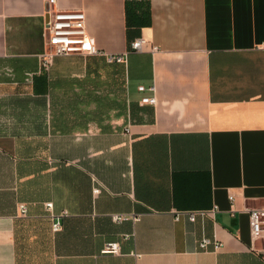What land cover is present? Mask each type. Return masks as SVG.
<instances>
[{"label":"crops","instance_id":"crops-1","mask_svg":"<svg viewBox=\"0 0 264 264\" xmlns=\"http://www.w3.org/2000/svg\"><path fill=\"white\" fill-rule=\"evenodd\" d=\"M52 8L83 10L99 49L128 55L44 69L47 0H0V264H264V0Z\"/></svg>","mask_w":264,"mask_h":264},{"label":"built area","instance_id":"built-area-1","mask_svg":"<svg viewBox=\"0 0 264 264\" xmlns=\"http://www.w3.org/2000/svg\"><path fill=\"white\" fill-rule=\"evenodd\" d=\"M47 14L48 23L46 25V44L45 51L42 55V67L49 69L55 57L80 54L83 56H104L109 62L123 63L126 61L127 53L123 54H110L99 49L96 40L92 37L87 30V16L83 10H60L52 8L56 6V0H47ZM148 46V41L144 38L135 40L131 45L132 51H141ZM158 48L153 46L152 50L156 51ZM141 91H146L147 87L140 86ZM155 91V87L149 88ZM144 104L156 105V96H146L142 99ZM100 190L95 189L97 194ZM234 200V196H230ZM47 208L52 211L53 203H47ZM19 211L21 213L27 212V205L25 203L19 204ZM213 212H203L201 214H209ZM190 220L195 221L198 214L197 212L187 213ZM126 215H113L116 222H121L129 219ZM138 220L139 218H134ZM179 219V216H177ZM250 222L252 235L255 240L264 238V204L257 208L250 210ZM62 230V223L57 219L54 223V231L59 232ZM214 250L222 248V243L218 239L204 237L200 240L201 250L207 251L211 247ZM104 253L120 254L121 248L119 242L109 243L103 250Z\"/></svg>","mask_w":264,"mask_h":264}]
</instances>
